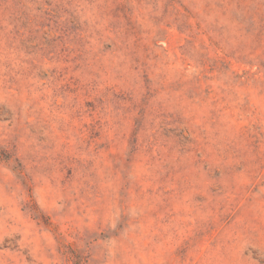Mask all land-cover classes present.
<instances>
[{
	"label": "rangeland",
	"instance_id": "374dc122",
	"mask_svg": "<svg viewBox=\"0 0 264 264\" xmlns=\"http://www.w3.org/2000/svg\"><path fill=\"white\" fill-rule=\"evenodd\" d=\"M0 264H264V0H0Z\"/></svg>",
	"mask_w": 264,
	"mask_h": 264
}]
</instances>
